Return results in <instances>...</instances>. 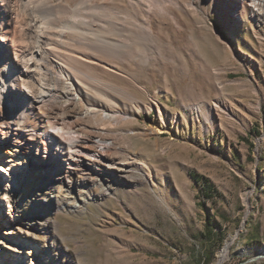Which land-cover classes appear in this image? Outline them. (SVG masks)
Returning a JSON list of instances; mask_svg holds the SVG:
<instances>
[{
	"label": "rangeland",
	"instance_id": "1",
	"mask_svg": "<svg viewBox=\"0 0 264 264\" xmlns=\"http://www.w3.org/2000/svg\"><path fill=\"white\" fill-rule=\"evenodd\" d=\"M254 3L201 0L181 33L166 30L165 42L175 47L170 63L121 66V77L111 79L168 114L167 132L158 133L155 110L117 108L135 118L118 126L132 134L129 154L146 163L143 182L100 178L69 190L64 175L29 162L15 175L11 204L31 218L29 239L36 237L52 263L202 264L210 252L217 264L229 245L223 264H264V9L253 14ZM188 36L211 67V79L188 50ZM184 104H202L214 121ZM17 123L41 128L32 116ZM0 151L18 157L14 145L0 144ZM119 159H127V151ZM4 258L0 253V264Z\"/></svg>",
	"mask_w": 264,
	"mask_h": 264
},
{
	"label": "bare ground",
	"instance_id": "2",
	"mask_svg": "<svg viewBox=\"0 0 264 264\" xmlns=\"http://www.w3.org/2000/svg\"><path fill=\"white\" fill-rule=\"evenodd\" d=\"M200 1L0 0V120L6 122L0 126V144L14 145L18 156L7 158L0 151V227L10 225L6 238L0 236L3 264H55L33 241L36 237L29 239L31 218L11 204L14 177L30 163L52 176L64 175L69 190L101 179L143 182L146 163L129 154L132 134L118 126L120 120L133 123L134 116L117 108L155 110L158 133L167 132L168 114L133 98L111 79L121 77V66L172 60L175 47L165 42L166 30L172 26L181 33ZM263 6L264 0H255L253 14L263 12ZM186 44L211 79L213 71L193 37ZM185 106L204 121H214L201 111L202 104ZM222 107L218 102L216 108ZM30 116L41 121L38 132L17 123ZM126 151L127 159H119ZM228 247L218 264L225 262Z\"/></svg>",
	"mask_w": 264,
	"mask_h": 264
},
{
	"label": "trees",
	"instance_id": "3",
	"mask_svg": "<svg viewBox=\"0 0 264 264\" xmlns=\"http://www.w3.org/2000/svg\"><path fill=\"white\" fill-rule=\"evenodd\" d=\"M212 236H213V233L209 232V237L211 238ZM212 262H213V256L210 252L203 256L202 264H212Z\"/></svg>",
	"mask_w": 264,
	"mask_h": 264
},
{
	"label": "water",
	"instance_id": "4",
	"mask_svg": "<svg viewBox=\"0 0 264 264\" xmlns=\"http://www.w3.org/2000/svg\"><path fill=\"white\" fill-rule=\"evenodd\" d=\"M228 245H226L225 247L227 248ZM218 264V263H217Z\"/></svg>",
	"mask_w": 264,
	"mask_h": 264
}]
</instances>
